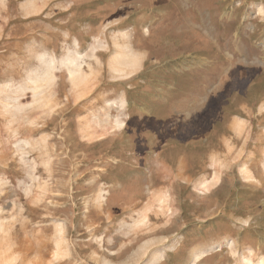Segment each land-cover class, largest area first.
<instances>
[{"label":"rangeland","instance_id":"rangeland-1","mask_svg":"<svg viewBox=\"0 0 264 264\" xmlns=\"http://www.w3.org/2000/svg\"><path fill=\"white\" fill-rule=\"evenodd\" d=\"M261 262L264 0H0V264Z\"/></svg>","mask_w":264,"mask_h":264},{"label":"bare ground","instance_id":"bare-ground-1","mask_svg":"<svg viewBox=\"0 0 264 264\" xmlns=\"http://www.w3.org/2000/svg\"><path fill=\"white\" fill-rule=\"evenodd\" d=\"M99 3V2H98ZM143 218H145L146 217V215L145 214H143V216H142ZM262 263V262H261ZM259 264V263H258ZM263 264V263H262Z\"/></svg>","mask_w":264,"mask_h":264}]
</instances>
